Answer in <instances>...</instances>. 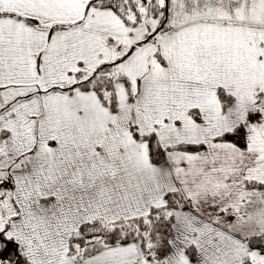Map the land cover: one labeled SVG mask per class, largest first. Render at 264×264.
I'll return each instance as SVG.
<instances>
[{
  "label": "snow or ice",
  "instance_id": "obj_1",
  "mask_svg": "<svg viewBox=\"0 0 264 264\" xmlns=\"http://www.w3.org/2000/svg\"><path fill=\"white\" fill-rule=\"evenodd\" d=\"M0 264H264V0H0Z\"/></svg>",
  "mask_w": 264,
  "mask_h": 264
}]
</instances>
